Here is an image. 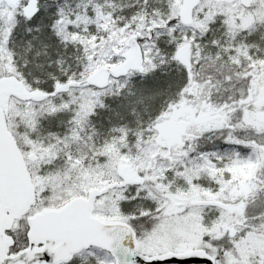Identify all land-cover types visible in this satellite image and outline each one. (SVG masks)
Masks as SVG:
<instances>
[{"label": "snow or ice", "instance_id": "1", "mask_svg": "<svg viewBox=\"0 0 264 264\" xmlns=\"http://www.w3.org/2000/svg\"><path fill=\"white\" fill-rule=\"evenodd\" d=\"M165 261L264 264V0H0V264Z\"/></svg>", "mask_w": 264, "mask_h": 264}, {"label": "rangeland", "instance_id": "2", "mask_svg": "<svg viewBox=\"0 0 264 264\" xmlns=\"http://www.w3.org/2000/svg\"><path fill=\"white\" fill-rule=\"evenodd\" d=\"M16 125L20 126V131H17ZM26 127V125H24L23 121H14V126H13V133H14V140L16 142H18L20 147H23L24 143H25V132H24V128ZM39 166V165H38ZM59 182H57V191H59V187H58Z\"/></svg>", "mask_w": 264, "mask_h": 264}, {"label": "water", "instance_id": "3", "mask_svg": "<svg viewBox=\"0 0 264 264\" xmlns=\"http://www.w3.org/2000/svg\"><path fill=\"white\" fill-rule=\"evenodd\" d=\"M157 264H170V262L165 261V262H157ZM177 264H189L187 261H178Z\"/></svg>", "mask_w": 264, "mask_h": 264}, {"label": "trees", "instance_id": "4", "mask_svg": "<svg viewBox=\"0 0 264 264\" xmlns=\"http://www.w3.org/2000/svg\"><path fill=\"white\" fill-rule=\"evenodd\" d=\"M115 2L118 4V5H120V4H127V3H129L130 2V0H115Z\"/></svg>", "mask_w": 264, "mask_h": 264}]
</instances>
